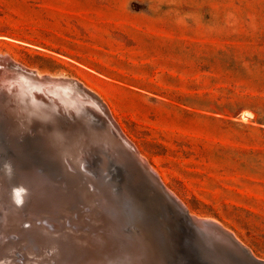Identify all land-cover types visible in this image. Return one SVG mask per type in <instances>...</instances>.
<instances>
[{
    "label": "rangeland",
    "instance_id": "1",
    "mask_svg": "<svg viewBox=\"0 0 264 264\" xmlns=\"http://www.w3.org/2000/svg\"><path fill=\"white\" fill-rule=\"evenodd\" d=\"M0 56L75 79L190 217L264 261V0H0Z\"/></svg>",
    "mask_w": 264,
    "mask_h": 264
},
{
    "label": "bare ground",
    "instance_id": "2",
    "mask_svg": "<svg viewBox=\"0 0 264 264\" xmlns=\"http://www.w3.org/2000/svg\"><path fill=\"white\" fill-rule=\"evenodd\" d=\"M1 66L0 142L7 135L13 148L0 150L10 187L0 193V264H162L164 255L173 264H264L216 222L190 217L75 79L5 56ZM20 150L30 169L13 160Z\"/></svg>",
    "mask_w": 264,
    "mask_h": 264
},
{
    "label": "water",
    "instance_id": "3",
    "mask_svg": "<svg viewBox=\"0 0 264 264\" xmlns=\"http://www.w3.org/2000/svg\"><path fill=\"white\" fill-rule=\"evenodd\" d=\"M107 120H109L108 118H106ZM116 130H118V129H116ZM120 136H122L123 134L121 133V131H119L118 130V132H117ZM123 138V137H122ZM158 179V178H157ZM159 181V180H158ZM159 183L161 184V182L159 181Z\"/></svg>",
    "mask_w": 264,
    "mask_h": 264
}]
</instances>
